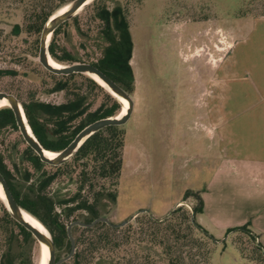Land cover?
Masks as SVG:
<instances>
[{"label":"rangeland","instance_id":"1","mask_svg":"<svg viewBox=\"0 0 264 264\" xmlns=\"http://www.w3.org/2000/svg\"><path fill=\"white\" fill-rule=\"evenodd\" d=\"M65 1L68 4L73 0ZM92 2L67 20L59 35L60 44L81 59L98 58L103 45L99 37L101 23L92 18ZM106 4L109 9L120 5L128 11L134 105L124 125L126 136L116 203L106 206L103 217L119 224L145 210L159 219L184 200L188 191L198 193L202 203L205 197L207 207L213 204L214 195L225 198L229 207L218 210L224 213L217 221L230 218L225 215L235 212L236 206H242L240 214L252 212L256 203L231 194L238 193L235 184L214 179L208 159L213 128L207 112L214 83L218 97L228 79L231 48L248 32L252 19L264 14V0H107ZM24 22L21 6L12 0H0V92L15 96L20 104L31 97L44 103H62L64 93L52 91L54 78L38 62L39 38L35 44L36 37L23 29L20 34H13V27L23 28ZM67 65L70 64H64ZM4 71L8 74L1 73ZM82 93L94 98L91 109L101 104L100 93L85 87ZM24 147L19 132L0 130V154L4 157L15 158ZM6 162L9 164V160ZM68 180L54 184L52 190L62 196L73 194L76 185L68 184ZM196 204L192 197L183 203L188 210ZM202 219L206 227L212 220L207 213ZM226 229H207L220 240L213 245L212 264H261L248 258L257 239L254 242L239 232L225 236ZM5 248L6 232L0 230V264ZM30 253L39 264L38 241ZM60 255L63 258L66 254ZM57 258L55 253V261Z\"/></svg>","mask_w":264,"mask_h":264},{"label":"trees","instance_id":"2","mask_svg":"<svg viewBox=\"0 0 264 264\" xmlns=\"http://www.w3.org/2000/svg\"><path fill=\"white\" fill-rule=\"evenodd\" d=\"M12 1L25 13L23 28L15 25L13 34H20L23 29L24 33L36 37L35 44L47 19L67 2ZM106 2H92V18L101 23L99 37L103 45L98 58L81 59L60 44L59 35L66 22L54 30L48 52L53 61L62 65L82 61L93 64L132 96L134 75L130 65L132 41L128 11L120 5L109 9ZM1 73L8 74L6 71ZM50 76L54 78L52 91L63 92L64 102L44 103L33 97L21 102L31 131L45 150L59 152L86 125L120 113L118 101L91 78L83 74L51 73ZM82 87L100 93L102 102L98 107L91 109L94 98L84 95ZM5 128L19 132L9 107L0 108V130ZM125 136L124 125L103 128L85 140L69 161L59 166L42 162L26 143L15 158L0 154V172L14 201L49 232L57 260L60 254L69 252L66 228L71 222L90 223L105 216L106 206L115 205ZM66 179H69L68 184L76 185L73 194L62 196L59 191L52 190L54 184H61ZM190 197L196 200L195 206L188 210L179 205L162 220L141 213L123 227H111L104 222L91 228L73 226L71 233L76 250L61 264H212L213 245L220 240L196 221V216L203 211L198 193L188 191L181 203ZM0 228L6 232L1 264H37L30 253L35 238L10 216L1 199ZM237 232L255 242V235L246 225L228 229L225 236ZM254 244L248 258L264 264V248L258 242Z\"/></svg>","mask_w":264,"mask_h":264},{"label":"crops","instance_id":"3","mask_svg":"<svg viewBox=\"0 0 264 264\" xmlns=\"http://www.w3.org/2000/svg\"><path fill=\"white\" fill-rule=\"evenodd\" d=\"M228 56L229 76L222 92L216 96L214 83L213 95L208 97L207 118L213 128L208 159L215 181H231L238 188V193L231 194L253 201L256 208L240 214L242 206H236L235 212L225 213L230 218L217 221L224 213L218 210L229 205L223 196L212 195L213 207L206 206L204 197L203 211L196 219L206 227L202 215L209 214L213 221L206 228L211 232H215L212 227L219 232L246 225L264 248V15L252 19L248 32L233 45Z\"/></svg>","mask_w":264,"mask_h":264},{"label":"water","instance_id":"4","mask_svg":"<svg viewBox=\"0 0 264 264\" xmlns=\"http://www.w3.org/2000/svg\"><path fill=\"white\" fill-rule=\"evenodd\" d=\"M88 0H73L71 3L65 4L64 6H68L67 10L63 13H59V10L56 11L52 16H50L47 21L45 22L42 31L40 33L39 37V44H38V62L40 65L48 72L54 74V75H64L68 76L71 74H83L86 75H95L99 80L104 82L109 90L110 95H112L118 103L121 105V111L124 110V115L122 118L115 117H108V118H102L99 120H96L88 125H86L84 128H82L76 136L73 138V140L61 151L59 152H51L47 151L44 148L41 147L38 140L32 133L22 105L18 101V99L7 93L0 92V100H6L8 106L15 118V122L17 125V128L20 132V135L22 136L24 142L38 155L39 159L52 166H59L65 162H67L74 153L78 150V148L84 143L85 140H87L90 136L95 134L96 132L100 131L103 128H106L108 126H121L125 125L126 122L129 120L132 110H133V99L132 97L118 84H116L114 81H112L109 77H107L102 71H100L96 66H94L91 63H72L70 65L64 66L62 65L61 68H55L53 67L49 59H51L49 52H48V46L51 39V36L54 32V30L59 27L62 23L69 20L71 17L75 16L82 8L87 6L89 3L85 4ZM63 7V6H62ZM61 7V8H62ZM93 80V79H92ZM94 81V80H93ZM120 111V112H121ZM45 152H51L54 153L56 156L50 158L45 155ZM0 187L3 191L5 202L4 203L6 209L8 210L10 216L21 226H23L27 231H29L32 236L35 238L36 241L41 246H44L48 250V261L47 264H61L67 260H69L75 253L76 246H75V240L71 233V228L73 226H80L83 228H91L94 225H96L99 222H104L107 225L111 227H123L130 221H132L138 214L141 213H147L145 210H141L137 212L136 214L132 215L127 220H124L123 222L119 224H113L110 222V220L107 217H98L94 219L90 223H84L80 221H73L67 226V235L70 241V249L69 252L63 257L55 261V250L54 245L51 237L47 233L46 235L43 234L41 231H39L37 228H35L32 224H30L23 216V213H27L24 210H22L17 203L14 201L7 184L5 182V179L3 175L0 172ZM180 205H183L181 203ZM177 207V206H176ZM175 207V208H176ZM28 214V213H27ZM170 214V212L162 217L159 218L160 220L164 219ZM31 216V215H30ZM34 218V217H33ZM38 221V220H37ZM39 222V221H38ZM40 223V222H39ZM41 224V223H40ZM42 225V224H41ZM43 226V225H42ZM44 227V226H43ZM45 228V227H44ZM46 230V229H45ZM47 232V231H46Z\"/></svg>","mask_w":264,"mask_h":264},{"label":"bare ground","instance_id":"5","mask_svg":"<svg viewBox=\"0 0 264 264\" xmlns=\"http://www.w3.org/2000/svg\"><path fill=\"white\" fill-rule=\"evenodd\" d=\"M91 0H88L85 4L89 3ZM68 6H63L62 8H60L59 10V13H63L67 10ZM49 62L50 64L55 67V68H61L62 65L53 61L52 59H49ZM87 77L93 79L99 86H101L107 93H111L108 86L102 82L101 80H99L95 75H89L87 74ZM0 103L2 104H7L6 100H0ZM2 104H0V106H3ZM8 106V104H7ZM5 106V107H7ZM124 115V110L121 111L117 118H122V116ZM45 155L52 158L54 156H56L54 153H51V152H45ZM0 198L3 200V202H5V197H4V194H3V191L0 187ZM23 216L24 218L30 223L32 224L35 228H37L39 231H41L43 234H47L45 228L35 219L33 218L32 216H30L29 214L27 213H23ZM47 261H48V250L46 247L44 246H41V258H40V263L39 264H47Z\"/></svg>","mask_w":264,"mask_h":264},{"label":"flooded vegetation","instance_id":"6","mask_svg":"<svg viewBox=\"0 0 264 264\" xmlns=\"http://www.w3.org/2000/svg\"><path fill=\"white\" fill-rule=\"evenodd\" d=\"M0 104H2V103H0ZM3 106H0V108H2V107H5V106H7V104H2ZM20 133V132H19ZM22 137V136H21ZM23 139V138H22ZM66 230H67V228H66Z\"/></svg>","mask_w":264,"mask_h":264}]
</instances>
